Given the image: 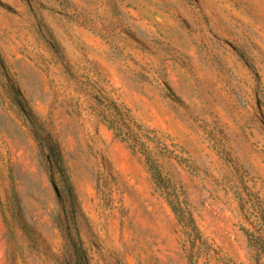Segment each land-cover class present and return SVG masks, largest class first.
<instances>
[{
  "label": "rangeland",
  "instance_id": "374dc122",
  "mask_svg": "<svg viewBox=\"0 0 264 264\" xmlns=\"http://www.w3.org/2000/svg\"><path fill=\"white\" fill-rule=\"evenodd\" d=\"M54 146L92 264H264V0H0V264H58Z\"/></svg>",
  "mask_w": 264,
  "mask_h": 264
},
{
  "label": "trees",
  "instance_id": "16d2710c",
  "mask_svg": "<svg viewBox=\"0 0 264 264\" xmlns=\"http://www.w3.org/2000/svg\"><path fill=\"white\" fill-rule=\"evenodd\" d=\"M116 110L113 107V110ZM120 116V115H119ZM125 121V119H123ZM119 127V126H118ZM117 126L113 127L116 134L120 133ZM130 135V129L126 131ZM51 160L55 162V172L62 179L61 187L58 190V209L59 214L66 213L69 215V222L65 223L64 219L58 222L64 245L58 264H92L89 252L81 238L76 227V222L83 219L88 224L87 218L81 208L76 192L69 180L66 168L57 146H54L49 152ZM155 177L158 180L156 173ZM264 252V247H263Z\"/></svg>",
  "mask_w": 264,
  "mask_h": 264
}]
</instances>
